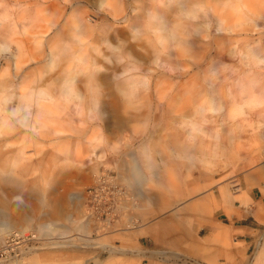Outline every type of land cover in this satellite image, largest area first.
Listing matches in <instances>:
<instances>
[{
    "label": "rangeland",
    "instance_id": "1",
    "mask_svg": "<svg viewBox=\"0 0 264 264\" xmlns=\"http://www.w3.org/2000/svg\"><path fill=\"white\" fill-rule=\"evenodd\" d=\"M261 55L264 0H0V84L13 95L3 103L0 92V120L11 122L0 137V237L2 223L39 237L2 264H264ZM70 80L90 102L60 97ZM36 86L53 98L32 103L34 127H22L10 111ZM132 113L142 120L126 124ZM137 149L156 165L140 186L129 180ZM101 176L116 186L108 215L85 196L110 192ZM222 185L234 200L219 203ZM233 220L253 229L229 231ZM216 224L226 239L206 242Z\"/></svg>",
    "mask_w": 264,
    "mask_h": 264
},
{
    "label": "bare ground",
    "instance_id": "2",
    "mask_svg": "<svg viewBox=\"0 0 264 264\" xmlns=\"http://www.w3.org/2000/svg\"><path fill=\"white\" fill-rule=\"evenodd\" d=\"M180 1V0H179ZM182 5V4H181ZM184 5V3H183ZM153 9V8H152ZM152 12H154L152 10ZM151 14V12H150ZM153 15V14H152ZM151 15V16H152ZM150 16V15H149ZM154 16V15H153ZM226 17V16H225ZM127 18V17H126ZM153 18V17H152ZM153 20V19H152ZM174 20V19H173ZM125 22V20H124ZM172 22V21H171ZM177 22V21H176ZM179 22V21H178ZM216 22V21H215ZM163 23L164 22H158V25H157V30H163ZM172 25V24H171ZM217 27V26H216ZM209 30V29H208ZM158 31V32H160ZM79 38V37H78ZM107 41V40H106ZM110 41V40H109ZM108 42V41H107ZM9 45H6L5 48L6 49H9ZM9 51V50H8ZM135 51V50H134ZM136 53V52H135ZM138 56V55H136ZM259 56V55H258ZM264 56V55H263ZM261 55V57H263ZM140 56H138L139 58ZM9 59V58H8ZM13 60V59H12ZM12 63V62H11ZM15 63V62H14ZM137 66V65H136ZM17 69L19 68L18 64H16L15 66ZM138 67V66H137ZM15 69V68H14ZM16 69V71H17ZM39 81H37L38 83ZM13 83V82H12ZM73 80H70V81H66V84L67 86H65V90L67 91L68 95H74L76 93L75 90L71 89V87L73 86ZM0 92H3V94L5 93V96L3 97V103H7L8 101L10 102V100H12L13 98V95L9 92V90H7L9 88V85L8 84H0ZM77 94V97H79L80 99H82V97L80 96V94L76 93ZM45 96V97H43ZM51 97L53 98V95L51 94L50 91H48L47 89H45L43 86H36L34 88H32L31 90H29V94L27 93H24L23 95H21V97L24 99L23 100V104H19L17 107L14 106L12 107V110L10 111V113L12 115H15L16 116V122L21 125L22 127H34V124L32 123L33 119H34V111L30 110L31 106H32V103H37V104H40L42 101H44L46 99V97ZM21 98V99H22ZM233 101V100H232ZM251 101V100H250ZM233 103H235L233 101ZM238 104V103H237ZM155 111V110H154ZM5 116V115H4ZM6 118H8V115H6L3 120H5ZM32 119V121H31ZM155 120V118H154ZM2 119L0 120V137L5 135L8 131L7 129L3 128V124L5 123L6 125H11V122H8L7 120L3 123L1 122ZM193 125V123H192ZM20 127V126H18ZM196 126L193 125V128H195ZM14 128V127H13ZM18 129V128H16ZM192 129V128H191ZM194 131V130H193ZM190 132V131H189ZM195 132V131H194ZM196 133V132H195ZM22 134V133H21ZM193 134V132H192ZM193 137V136H192ZM13 138V137H12ZM191 139V138H190ZM6 140V139H5ZM190 147V145H188ZM188 149V148H187ZM138 151V150H137ZM142 154L143 155H148L149 151L148 150H142ZM8 153V152H7ZM140 153V152H139ZM186 153V152H185ZM189 153V152H188ZM179 154V153H178ZM181 154V153H180ZM189 155V154H188ZM181 156V155H180ZM187 157V156H186ZM190 159V158H189ZM151 161V160H150ZM191 161V159H190ZM164 162V161H163ZM153 163V162H151ZM149 162V159L148 158H145V161H140V160H135L134 162V165L132 166V180H134V182L138 185H142V184H146V182H148L149 180H151L153 177H152V174L149 175L146 171V169H148L149 167H154L156 166L155 164H151ZM162 166V165H161ZM159 167V166H158ZM150 169V168H149ZM5 172V170H4ZM10 173V172H8ZM4 174V173H3ZM221 194L223 196H230V191L228 190V188H226L225 186H221ZM89 214V209L86 210ZM259 216L261 217L262 215L259 214ZM259 217V218H260ZM109 223V222H108ZM83 231V230H82ZM8 232V233H7ZM14 232H24L25 234L26 233H30V232H33L37 235L38 237V233L36 231H30V230H20V229H13L11 226L9 225H4L3 227V233H6V235L0 237V240H5L10 234L14 233ZM216 232L218 234H220V231H217ZM38 240H39V237H38ZM198 248V247H197ZM117 249V248H116ZM264 249V248H263ZM31 251H33V249H30V250H23L22 254L20 256H14L10 259H7V260H1L0 261V264L6 262V261H9V260H12V259H16V258H21V257H24L26 255H28ZM259 260V259H258ZM263 262V261H262ZM260 262V263H262ZM257 264V263H256ZM259 264V263H258Z\"/></svg>",
    "mask_w": 264,
    "mask_h": 264
},
{
    "label": "crops",
    "instance_id": "3",
    "mask_svg": "<svg viewBox=\"0 0 264 264\" xmlns=\"http://www.w3.org/2000/svg\"><path fill=\"white\" fill-rule=\"evenodd\" d=\"M65 86H67V85H65ZM65 86H62L61 87V89H60V97L61 96H63L64 94H67L68 95V93H67V91L65 90ZM89 87V91L92 93V91H93V89H94V87H90V86H88ZM74 88H75V90H76V93H78V94H80L81 95V97H82V99H83V103H86L87 101L88 102H90L89 100H90V95H87L86 94V92L84 91V90H81L79 87H77L76 85L74 86ZM57 92V91H56ZM74 94V95H77V94ZM52 94H54V91L52 92ZM71 96H73V95H71ZM74 97V96H73ZM76 98H77V96H76ZM78 99H79V97H78ZM84 100H86V102L84 101ZM130 102V101H129ZM91 105H90V110L91 109H94L93 108V106H94V102H91L90 103ZM89 110V111H90ZM142 118V117H141ZM141 118H139V115L138 114H136V115H134L133 113L132 114H130V116H128L127 118H126V120H125V123L126 124H128L129 122H131V121H140V120H142ZM62 132V131H61ZM86 133H89V132H86ZM85 133V138H87L88 139V141L89 142H92V140H91V138H92V135H91V137H90V135H87ZM62 133H60V137L61 136H64V135H61ZM142 147H145V145L144 146H142ZM96 147H91V151H93V152H95L96 151V149H95ZM138 150V151H137ZM136 151H134V152H132L130 155H131V158L132 159H137L138 158V152H139V150L140 149H137ZM142 150H144V149H141V151H140V153L139 154H141V157L140 158H144V157H147V158H150V157H152V155L150 154V150H148L149 151V153H148V155L146 156V155H143L142 153ZM105 152H107V150H105ZM102 153H104V152H102ZM97 157H102V155L101 156H97ZM127 164H129V163H127ZM128 166V165H127ZM127 166H125L123 163L119 166L120 167V169H123V168H129V167H127ZM130 170L132 169V167H130L129 168ZM145 172H147V169H146V171ZM148 173V172H147ZM132 170H131V176L129 177V180H130V182H132V183H134V184H136L135 182H134V180H132ZM146 184H147V182H146ZM246 184H247V186H250V185H252L251 184V182L249 181V179H247V182H246ZM137 185V184H136ZM139 186H140V184H138ZM145 185V184H144ZM222 186H225L226 187V185H222ZM226 188H228V187H226ZM229 190V189H228ZM219 197H220V200H219V203L220 202H228V201H232V200H234L235 198L233 197V195L230 193V196H223L222 194H221V186H220V194H219ZM240 200H243V202H244V195H241L240 197H238ZM257 217L259 218L260 216H259V214L260 215H262L261 217H264V214H263V211L261 210V209H259L258 210V212H257ZM235 219V218H234ZM249 218L247 217V218H245L244 220L245 221H247ZM259 219H261V218H259ZM234 222H232V223H228L227 224V227H228V230L229 231H232V232H236V233H238L239 235H241V236H247L246 234H248V232H249V230L250 229H253L252 228V226H250L248 223H238V221L237 220H233ZM9 225V226H11L9 223H2L1 224V232H3V227H4V225ZM12 227V226H11ZM48 227V224H41L40 225V227L38 228V231H42V230H44V229H46ZM83 227V229L85 230V229H87L86 228V226H82ZM130 227H131V225H130ZM13 228V227H12ZM82 229V228H81ZM147 229H148V232L150 233V235L151 236H154L153 238L156 240V241H161L162 239L161 238H159V233H157L155 230L156 229H154V225H152V226H149V227H147ZM216 230L217 231H220V234H218L217 232H216ZM228 230H226L227 232H229ZM226 237H227V233L225 232V229H224V227H222L221 225H219V224H216V225H214L212 228H211V233H210V235H209V237L208 238H206V242L208 241V242H210V241H220V240H223V239H226ZM161 239V240H160ZM193 247L194 248H197V247H200L201 245H203V242H201V241H199L198 239H194L193 240ZM124 251L125 250H127V248H126V246L124 245L123 246V248H122ZM224 253H226L227 254V256L230 258V259H232V260H234L236 257H237V255H238V253H239V249H238V247H236V246H230L228 249H226V251L224 252ZM24 261H25V259H21V260H18V261H14V262H10L9 264H12V263H14V264H24Z\"/></svg>",
    "mask_w": 264,
    "mask_h": 264
},
{
    "label": "built area",
    "instance_id": "4",
    "mask_svg": "<svg viewBox=\"0 0 264 264\" xmlns=\"http://www.w3.org/2000/svg\"><path fill=\"white\" fill-rule=\"evenodd\" d=\"M100 184L106 183L108 185L107 194H103L104 191L100 186L90 189L89 192L86 191V199L92 201V199L100 202L101 200L105 201L106 210L105 213L108 215L112 212L114 200H112L113 192H115L116 186L114 184V178L110 176H101L99 177ZM102 182V183H101ZM87 207L89 213L93 215L94 213H101L99 211V205H95L94 202H88ZM38 237L35 233H24V232H14L10 234L5 240H0V261L7 260L14 256H20L23 250L33 249L38 243Z\"/></svg>",
    "mask_w": 264,
    "mask_h": 264
}]
</instances>
